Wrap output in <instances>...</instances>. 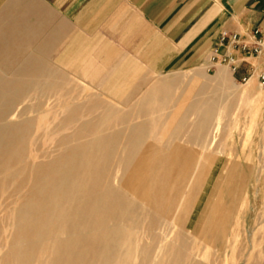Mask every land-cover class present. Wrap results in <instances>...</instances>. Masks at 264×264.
I'll list each match as a JSON object with an SVG mask.
<instances>
[{
  "label": "bare ground",
  "instance_id": "1",
  "mask_svg": "<svg viewBox=\"0 0 264 264\" xmlns=\"http://www.w3.org/2000/svg\"><path fill=\"white\" fill-rule=\"evenodd\" d=\"M31 65L23 63L25 69ZM39 71L35 81L31 78L30 88L39 92L44 85L49 98L53 77L46 69ZM209 82L195 73L156 88L152 98L181 106L167 112L161 120L164 124L155 129L114 125L129 119L131 111L123 113L94 99L71 106L69 97L60 107L55 105L56 124L50 132L35 136L39 141L33 142L31 151L26 139L33 138L32 123L49 121L37 115L41 105L24 110L20 119L27 113L31 116L15 129L0 128V138L6 136L0 140V152L10 155L0 159V199L5 195L3 199L20 203L1 210L0 251L4 254L0 264H132L164 211L169 214L182 186L192 184L191 162L200 157L201 138L213 127L210 120L216 100L202 98ZM26 95H0V123L10 120L12 105ZM189 120L194 123L186 124ZM29 152L48 162L34 167L35 179L22 182L28 166L20 172L10 169L26 161ZM23 186L28 194L12 198L10 193H19ZM199 187L195 186L196 194ZM205 196V203H210L208 190ZM186 233L182 231L183 244ZM154 250L152 245L139 264H147Z\"/></svg>",
  "mask_w": 264,
  "mask_h": 264
},
{
  "label": "rangeland",
  "instance_id": "2",
  "mask_svg": "<svg viewBox=\"0 0 264 264\" xmlns=\"http://www.w3.org/2000/svg\"><path fill=\"white\" fill-rule=\"evenodd\" d=\"M41 50L39 60L44 64L34 67L31 65L28 69H25L23 63H16V57L9 61L4 60L6 57H0V95L27 94L12 105L8 112L10 120L0 123V128L15 129L22 119L31 116L27 113L25 118L20 119L24 110L37 104L41 105L40 110H37L39 118L49 120L32 123L33 138L26 139L28 151H31L30 147L35 140L39 141L35 136L50 132L51 126L56 124L54 119L59 113L54 110L55 105L60 107L67 97L73 101L71 106L94 99L105 107H112L123 113L131 111L129 119L114 121V125H141L155 129L164 124L161 120L167 112L171 113L181 106H173L170 100L152 98L151 94L156 88L184 75L199 73L207 77L210 82L202 98L216 100L213 118L210 120L213 127L207 136L201 138L200 157L191 162L188 177H192V184L190 186L186 182L182 186L169 214L164 211L160 224L145 239L132 264H139L140 258L152 245L155 250L147 264H264V83L257 80L260 74H264V61L255 64V70L251 74L255 78L250 83L241 82V78L227 66L216 65L210 69L197 66L157 75L140 64L131 63V79H109L107 85L94 91L71 77L70 74L76 75L74 71L67 72L68 75L60 70L63 66L47 62L48 49L41 47ZM95 65L101 68L96 74L100 77L128 75L106 72L111 65ZM38 67L46 71L51 69L53 81L50 82L54 87L49 90V98L45 97L44 85L40 84V93L30 88L31 78L35 81L40 73L39 70L34 71ZM150 91L152 93L149 95ZM72 93H76V96L71 95ZM34 116L35 114L32 115L33 118ZM185 123L194 122L189 120ZM4 138L6 136H2L0 140ZM177 146L174 144L173 150ZM41 147L43 146H38ZM9 156L6 152H0L2 160ZM36 157L29 152L26 161L10 169V172H20L21 167L28 166L27 173L20 179L22 182L32 181L36 177L34 167L48 162L45 158L37 160ZM197 184L200 187L196 194ZM10 189L11 185L8 186V190ZM17 190H20L19 193L8 191L7 196L10 193L12 198H19L29 192L24 186ZM207 190L208 204L205 203ZM3 197L0 199L1 216L2 208L6 207V212L8 208L20 204L17 200ZM195 197L197 203H193ZM218 197H221L220 203ZM184 230L187 232L185 245L182 238ZM3 254L4 251H0V260Z\"/></svg>",
  "mask_w": 264,
  "mask_h": 264
},
{
  "label": "crops",
  "instance_id": "3",
  "mask_svg": "<svg viewBox=\"0 0 264 264\" xmlns=\"http://www.w3.org/2000/svg\"><path fill=\"white\" fill-rule=\"evenodd\" d=\"M255 31L264 35V0H0V57L34 67L44 64L46 47L47 62L94 91L109 79H131V63L162 75L230 59L246 77L264 55H243L221 39L250 43ZM95 64L128 75L100 77Z\"/></svg>",
  "mask_w": 264,
  "mask_h": 264
},
{
  "label": "built area",
  "instance_id": "4",
  "mask_svg": "<svg viewBox=\"0 0 264 264\" xmlns=\"http://www.w3.org/2000/svg\"><path fill=\"white\" fill-rule=\"evenodd\" d=\"M251 42H245L240 40L237 35H223L221 42L227 40V42L237 48L243 55L250 56V57H259L264 55V35H261L258 31L253 32L252 36H250ZM212 61H217V58L214 57ZM221 66H227L233 73L236 72V67L234 63L230 59H223L220 64ZM251 74L241 78V82L245 83ZM260 83H264V74H260L257 78Z\"/></svg>",
  "mask_w": 264,
  "mask_h": 264
}]
</instances>
